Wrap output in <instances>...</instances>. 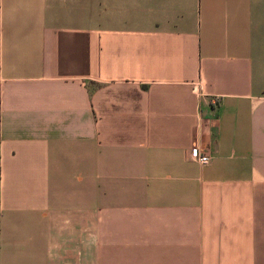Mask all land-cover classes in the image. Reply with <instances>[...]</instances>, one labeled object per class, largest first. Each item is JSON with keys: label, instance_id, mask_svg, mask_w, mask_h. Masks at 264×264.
Returning <instances> with one entry per match:
<instances>
[{"label": "crops", "instance_id": "crops-1", "mask_svg": "<svg viewBox=\"0 0 264 264\" xmlns=\"http://www.w3.org/2000/svg\"><path fill=\"white\" fill-rule=\"evenodd\" d=\"M18 198L0 264H264V0H0Z\"/></svg>", "mask_w": 264, "mask_h": 264}, {"label": "rangeland", "instance_id": "rangeland-1", "mask_svg": "<svg viewBox=\"0 0 264 264\" xmlns=\"http://www.w3.org/2000/svg\"><path fill=\"white\" fill-rule=\"evenodd\" d=\"M19 191L25 193L29 192L30 189L20 188ZM18 199L20 200H5V212L0 202V229L4 215L3 230L10 228L32 230L36 228V224L32 221L33 215H37L40 213H52L50 209H53L55 206H59L61 203L59 201H47L46 203L38 202V205L36 203L31 202L30 200H21V198Z\"/></svg>", "mask_w": 264, "mask_h": 264}, {"label": "built area", "instance_id": "built-area-1", "mask_svg": "<svg viewBox=\"0 0 264 264\" xmlns=\"http://www.w3.org/2000/svg\"><path fill=\"white\" fill-rule=\"evenodd\" d=\"M191 158L199 161L200 163L206 164L209 161V157L202 153L201 149L198 146H194L191 149Z\"/></svg>", "mask_w": 264, "mask_h": 264}]
</instances>
